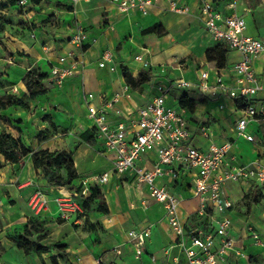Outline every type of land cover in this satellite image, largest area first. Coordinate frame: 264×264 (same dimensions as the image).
<instances>
[{
	"label": "crops",
	"instance_id": "1",
	"mask_svg": "<svg viewBox=\"0 0 264 264\" xmlns=\"http://www.w3.org/2000/svg\"><path fill=\"white\" fill-rule=\"evenodd\" d=\"M20 1L26 4L22 6L24 14L21 18L30 22L32 39L23 38L21 30L14 33L15 36H20L19 38L8 40V50L21 54L9 58L15 59L16 63L0 57V65H5L1 66L5 79L9 82V86L1 90L2 95L23 97L26 93L23 79L33 67L50 72L48 61L57 62L70 51L69 40L76 25H81L88 36L84 72L67 80L62 87L61 95L51 101L48 93L32 101L28 118L16 116L21 113L19 109L22 108L19 107L0 111L9 119L23 121L19 126L21 133L17 130L16 135L13 133L14 130L10 129L14 137H21L25 145L31 147L33 151L49 147L48 144L37 140L36 132L38 129H50L51 123L60 130H69V135L65 144L59 134L55 135L50 145H56L58 149L71 150L76 132L87 131L84 128L85 121L88 123V130L93 126V122L88 118L85 96L93 94L95 96L93 104L105 107L116 94L123 93L127 83L122 66L135 79H138L141 73L149 72L152 75L151 81L136 90L130 89L131 98L122 97L114 107H107L108 113L114 115L115 112H119L120 117L129 122L136 119L139 108L155 96L159 84H168L181 78L197 84L201 71L210 68L206 57L207 50L218 44L212 40L198 20L201 0L195 2L181 0L190 8L187 15L172 11L167 0H157L146 17L138 12L120 13L111 0H91L77 5L73 4L72 0H40L38 3L31 0ZM229 4L230 0H214V5L219 10H224ZM9 7L14 8L15 5L9 3ZM244 9L247 10L246 21L249 24L247 34L264 38L261 36L264 29L258 30L254 26L252 9L249 7ZM143 49L149 52L147 57L153 66L151 69H144L134 60ZM104 51L114 54L118 65L117 72L109 73L99 67ZM262 56L264 54L254 64L255 71L261 79L258 68ZM238 60V53L230 51L228 65L221 69L229 81L234 79L232 69ZM179 64L184 66L181 71L178 69ZM214 81V73L211 71L210 83ZM183 95L182 92H176L169 105L174 108L181 107L180 98ZM188 97L196 102L195 108H181L188 121L194 143L202 148L207 147L206 140L199 134V125L205 121L217 141L235 140L236 122L240 116L236 102L226 96L217 100L204 98L196 88L189 90ZM54 104L59 105L64 112L56 111ZM221 105L224 106L223 109L220 108ZM46 116L48 119L43 120ZM250 130L257 138L264 140V124H252ZM80 140L82 142L72 151L81 181L113 168L111 157L104 151L100 142L91 145L83 139ZM259 152V149L244 139L235 141V153L241 163L254 161ZM1 160L0 245L3 252L0 264H51V258L57 256V250L52 247L56 244L67 246V258L71 264H97L99 259L103 260V264H152L153 256L161 264H165L169 254L177 255L176 249L169 251L175 243V236L165 219L163 205L151 200L147 191L136 185L132 173H127L123 177L112 175L109 182L101 188L109 209L107 214L95 211L84 218L77 217L70 222H63L58 219L56 205L52 203L50 210L38 217L44 223L47 232V238L42 244L51 246V250L40 255L26 254L17 248L10 236L15 231L22 233L28 221L36 217L29 207V199L35 191L32 183H38L44 188L45 181L40 171L34 168L32 154L21 158L18 163L6 162L3 158ZM156 162V154L148 153L139 164L145 169H151ZM189 181V177L180 179L178 183L170 177L163 179L164 183L184 199L179 207L180 218L184 223L193 221L192 210L198 204L193 197ZM251 188L237 183L228 184L226 187L228 197L235 204L234 210L230 212L233 223L232 235L239 240L238 246L245 254V257L240 259L231 258L230 264H236L237 261L241 264H264V245H256L249 232V226L260 227L258 232L264 241V209H261L258 203L253 204L249 207L252 217L248 218L237 208ZM48 191L52 198L55 192H52L51 188ZM260 192L264 195L263 187H260ZM150 225H153L151 237L147 241L143 255L137 260L135 250L129 243L128 233ZM167 251L170 253L167 254ZM181 264H184V261Z\"/></svg>",
	"mask_w": 264,
	"mask_h": 264
},
{
	"label": "built area",
	"instance_id": "2",
	"mask_svg": "<svg viewBox=\"0 0 264 264\" xmlns=\"http://www.w3.org/2000/svg\"><path fill=\"white\" fill-rule=\"evenodd\" d=\"M91 0H72L77 5ZM157 0H111L115 8L123 14L138 12L146 17ZM175 13L187 15L190 8L181 0H167ZM230 0V4L219 10L214 0H201L198 20L204 26L212 40L227 46L230 51L238 53L239 60L233 66L234 79L229 81L222 71L215 68L202 70L197 84L184 78L168 84H159L156 94L139 108V115L129 122L123 120L119 112L111 115L107 107L112 108L122 97L131 98V87L127 84L124 92L116 94L105 107L93 104L95 96L87 94L85 103L88 118L93 122L96 140L102 144L104 151L110 155L113 168L93 175L82 181L85 188L95 185L105 186L112 175L119 177L132 173L139 188L147 191L148 197L163 205L165 219L175 236V243L170 250L176 249L177 255L169 256L165 264H230V259L243 258L245 254L239 248L232 235L233 223L230 212L235 204L228 197L226 187L237 183L245 186L264 188V140L257 138L250 130L252 124H264V83L256 73L255 61L264 54V38L247 34L246 14L238 12V2ZM25 6V2L21 1ZM87 34L81 25H76L69 44L71 49L61 56L57 62L49 60L50 81L54 86L62 88L67 80L82 75L86 64ZM149 52L143 49L134 60L144 69H151ZM99 67L109 73H115L118 65L110 51H104ZM183 64L178 69L183 70ZM215 81L210 83V72ZM196 88L204 98L217 100L222 96L236 102L239 118L235 127V140L217 141L208 123L199 125V134L206 140L207 147L202 148L194 143L184 111L181 107L169 105L176 92L184 95ZM238 103L245 107L239 108ZM224 108L223 105L220 106ZM244 139L260 150L258 157L248 163H241L235 153V141ZM155 153L157 162L151 169L139 164L143 156ZM170 177L176 183L189 177V185L193 197L198 201L192 210L193 221L182 222L179 207L184 199L172 187L163 182ZM35 191L29 199V207L36 217L50 210L52 203L56 205L57 217L60 221L70 222L83 213L79 201L64 189L51 187L55 195L51 198L40 184L32 183ZM146 204V202H145ZM153 225L128 233L129 243L135 250V258L139 260L144 253L148 239L151 237ZM249 232L258 246H263L261 234L249 226ZM97 264H103L99 259ZM152 264H161L153 256ZM236 264H241L239 261Z\"/></svg>",
	"mask_w": 264,
	"mask_h": 264
},
{
	"label": "trees",
	"instance_id": "3",
	"mask_svg": "<svg viewBox=\"0 0 264 264\" xmlns=\"http://www.w3.org/2000/svg\"><path fill=\"white\" fill-rule=\"evenodd\" d=\"M15 2L16 0H13L11 5H14ZM33 2L38 3L40 0H33ZM229 52V48L222 44H216L210 47L206 53L208 65L211 68L219 70L225 69L228 65ZM122 71L126 83L134 90L152 80V75L149 72L141 73L139 78L135 79L124 66H122ZM47 79H50V72L42 71L37 67L31 68L25 75L23 83L25 85L26 93L24 95L25 97L27 96L30 102L48 94L49 91L44 84ZM195 105L196 102L190 99L187 94L180 98V106L184 109H194ZM237 106L239 108L245 107L244 104H240L238 102ZM10 107H19L27 110L30 108V104L24 100V96L18 97L16 95L8 94L6 100L3 98L0 99V110H6ZM46 119H48L47 116ZM17 123L21 125L23 121L18 119ZM51 128L56 131L57 127L54 123H51ZM18 131L21 133V128H18ZM48 133L41 141L36 134L37 140L41 143L49 140L50 138ZM55 135H57V133H54V136ZM82 139L91 145H94L97 142L92 129L86 131L83 134ZM29 154H32L34 168L37 171H40V175L45 181L44 188L47 192L51 187L62 188L68 192L70 187L77 185L78 189L83 191L84 200L81 202L76 198L83 208V213L78 216L79 218H84L88 216L89 213L95 211L104 214L109 212L106 199L101 189L95 185H89L85 188L82 181L79 179V174L73 161L72 150L67 151L64 148L51 150L50 147H45L33 151L31 147L25 145L21 137L16 138L9 132H3L0 134V166L2 165L1 158L9 163H18L21 158ZM62 170L65 171V177L62 176ZM246 198L249 207H251L253 204L259 203L261 199L264 198V195L260 192V187L253 186L250 192L246 195ZM96 201H98L99 208L95 210L92 207ZM42 229L43 235L37 236L35 240H32L34 232L40 233ZM46 238L47 232L44 227V223L41 222L38 217L31 218L24 227L22 233L15 231V233L10 236V239L13 240L17 248L25 251L26 254L38 255L51 250V246H45L42 244ZM52 247L57 250V256L51 258V264H61V261L63 260H66L69 264H71L67 258L68 254L66 252V245L56 244ZM2 252L3 248L0 245V256Z\"/></svg>",
	"mask_w": 264,
	"mask_h": 264
},
{
	"label": "rangeland",
	"instance_id": "4",
	"mask_svg": "<svg viewBox=\"0 0 264 264\" xmlns=\"http://www.w3.org/2000/svg\"><path fill=\"white\" fill-rule=\"evenodd\" d=\"M13 0H1L0 1V57L4 58L5 60H11L9 59L10 57H15L20 55V52H13L8 50V40H12L13 38H19L17 36L14 35V33L16 32H21L22 30V37L23 38H31V32L32 30L29 29L30 26V22L26 21L24 19L21 18V16H23L24 12H23V7L21 5V1L20 0H16L15 2V7L14 8H10L9 7V3H11ZM33 2V0H31ZM196 0H193V2H195ZM239 12H242L243 14H246L247 10H245V7H249L252 9V20L254 23V26L259 30L261 28L264 29V0H250L249 2H239ZM249 25V24H248ZM23 31H28L27 33H24ZM264 36V30L261 31V36ZM17 59V58H16ZM13 63H16L15 59L11 60ZM1 64H7V63H1ZM5 65H0V99H5L7 98V95H2L3 93H1V90H4L7 86H9V82L5 79V73L3 71V68ZM259 68L258 71L261 73L262 79L264 81V56H262L259 59ZM2 68V69H1ZM46 88L48 89V93H50V99L51 101H53L56 96L61 95V92L63 91V88H58L56 86L53 85V83L50 81V79H47L44 82ZM24 100L26 102H28L30 104V108L25 110V109H19L21 110L20 114L16 115V116H24L25 118H28V114L31 113V102L28 100L27 96L25 97L24 95ZM53 107L56 108V111H60V112H64L63 109L59 108V105L54 104ZM1 111V110H0ZM25 112V113H24ZM26 114V115H25ZM14 116V115H13ZM16 118V117H15ZM46 117H43V120H45ZM18 119H9L8 117H6L3 113L0 112V127H2V132H9L12 134V130L10 128H12L14 130V134H18L17 130L18 128H20L19 124L17 123ZM29 122V121H28ZM39 124H41L40 121H38ZM35 125V124H33ZM84 128L88 131V123L87 121H85L84 123ZM49 132V133H48ZM49 136V140L45 141V144H48L49 147L51 148V150H59L57 148L56 145H50V143L52 142V140L54 139V133H57V135L59 134L60 137L62 138V142L67 143L68 140V135H69V130H60L58 128H56V131H54L51 127L50 129H41V130H37L36 134L39 138V140L41 141L45 136ZM83 131H79L76 132V134L74 135V139L72 142L73 144V148H76V146L78 144H80L82 141L80 139H82L83 136ZM89 137V135H88ZM53 143V142H52ZM69 146V145H67ZM71 149V150H72ZM62 176L65 177V171H61ZM70 195H72L73 197L79 199L81 202L84 200L83 197V191L80 189H78V185L77 186H73L70 187V189L68 190V192ZM89 194V193H88ZM260 204V206L262 207L261 209H264V198L261 199V201L258 203ZM93 209H98L99 205H98V201L95 202L94 206L92 207ZM238 210L245 216H247L248 218L252 217V212L249 208L248 202H247V198L245 197L239 204H238ZM254 228V227H253ZM255 229L257 231H259L261 228L260 227H255ZM43 235V229L42 231L39 232H34L32 240H35L37 236H42ZM61 264H69L66 260L61 261Z\"/></svg>",
	"mask_w": 264,
	"mask_h": 264
}]
</instances>
